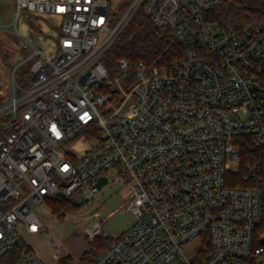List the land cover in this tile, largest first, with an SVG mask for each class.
Instances as JSON below:
<instances>
[{"label": "built area", "instance_id": "1", "mask_svg": "<svg viewBox=\"0 0 264 264\" xmlns=\"http://www.w3.org/2000/svg\"><path fill=\"white\" fill-rule=\"evenodd\" d=\"M223 2L16 0L59 33L18 32L0 88V264H46L27 242L6 259L20 229H45L60 192L95 202L112 184L135 219L90 264H264V21L222 32L208 12ZM140 11L184 51L112 73L103 58Z\"/></svg>", "mask_w": 264, "mask_h": 264}, {"label": "rangeland", "instance_id": "2", "mask_svg": "<svg viewBox=\"0 0 264 264\" xmlns=\"http://www.w3.org/2000/svg\"><path fill=\"white\" fill-rule=\"evenodd\" d=\"M255 5H262L264 0H251ZM16 0H0V88L10 82L9 63L21 44L20 32L33 44L41 46L43 39L50 43L56 37L54 30L55 18L49 22L39 16L22 13L16 18ZM25 67H23V70ZM7 94V92H6ZM113 176L112 172H108ZM127 197L121 185L106 186L97 201H85L79 196L75 204H79L74 212L69 211L58 217L53 209L40 211L45 229L31 233L20 229V235L46 264H57L60 258L71 254L72 259L80 262L82 253L89 249L90 244L85 228L100 224L101 233L117 237L130 230L135 219L134 214L126 210L123 203ZM59 241L60 250L53 251L52 245Z\"/></svg>", "mask_w": 264, "mask_h": 264}, {"label": "trees", "instance_id": "3", "mask_svg": "<svg viewBox=\"0 0 264 264\" xmlns=\"http://www.w3.org/2000/svg\"><path fill=\"white\" fill-rule=\"evenodd\" d=\"M208 17L218 22L220 30L226 32L264 21V3L255 5L251 0H224L223 4L208 12ZM183 51L182 42L173 41L166 30L140 11L121 33L103 61L113 73L118 70L117 60L122 56L129 60L131 66L140 60L147 64H163L182 54ZM48 203L58 217L69 211L74 212L80 206L67 197L51 198ZM113 238L99 234L94 240L89 241L90 247L82 253L80 262L74 261L72 255L68 254L60 258L57 264H90L96 255L109 247ZM25 244L24 240H18L14 248L6 255V259L16 260Z\"/></svg>", "mask_w": 264, "mask_h": 264}, {"label": "water", "instance_id": "4", "mask_svg": "<svg viewBox=\"0 0 264 264\" xmlns=\"http://www.w3.org/2000/svg\"><path fill=\"white\" fill-rule=\"evenodd\" d=\"M106 181H107V177L106 176H100L99 178H98V180H97V185L99 186V187H101L104 183H106ZM59 195L61 196V197H64V194L63 193H59Z\"/></svg>", "mask_w": 264, "mask_h": 264}, {"label": "crops", "instance_id": "5", "mask_svg": "<svg viewBox=\"0 0 264 264\" xmlns=\"http://www.w3.org/2000/svg\"><path fill=\"white\" fill-rule=\"evenodd\" d=\"M39 17L44 18L46 20V22H48V21L50 22L52 20V18H55L58 21V19L56 17H54V16H39ZM58 33H59V27L55 26L54 35H57Z\"/></svg>", "mask_w": 264, "mask_h": 264}]
</instances>
